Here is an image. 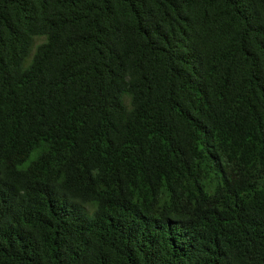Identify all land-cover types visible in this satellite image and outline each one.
<instances>
[{
	"label": "trees",
	"instance_id": "obj_1",
	"mask_svg": "<svg viewBox=\"0 0 264 264\" xmlns=\"http://www.w3.org/2000/svg\"><path fill=\"white\" fill-rule=\"evenodd\" d=\"M0 264H264V0H0Z\"/></svg>",
	"mask_w": 264,
	"mask_h": 264
},
{
	"label": "rangeland",
	"instance_id": "obj_2",
	"mask_svg": "<svg viewBox=\"0 0 264 264\" xmlns=\"http://www.w3.org/2000/svg\"><path fill=\"white\" fill-rule=\"evenodd\" d=\"M39 42H40V40L38 39V40H36L35 44H36V43H39Z\"/></svg>",
	"mask_w": 264,
	"mask_h": 264
}]
</instances>
